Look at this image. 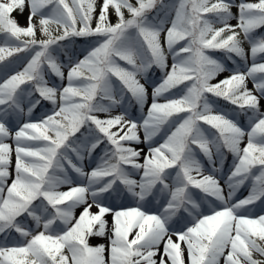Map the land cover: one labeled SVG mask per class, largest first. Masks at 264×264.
Wrapping results in <instances>:
<instances>
[{"label": "rangeland", "instance_id": "rangeland-1", "mask_svg": "<svg viewBox=\"0 0 264 264\" xmlns=\"http://www.w3.org/2000/svg\"><path fill=\"white\" fill-rule=\"evenodd\" d=\"M158 1L0 0V264H196L215 244L234 256L219 264H264V0H170L150 20ZM226 210L241 221L222 228ZM124 219L162 225L153 260Z\"/></svg>", "mask_w": 264, "mask_h": 264}, {"label": "bare ground", "instance_id": "bare-ground-1", "mask_svg": "<svg viewBox=\"0 0 264 264\" xmlns=\"http://www.w3.org/2000/svg\"><path fill=\"white\" fill-rule=\"evenodd\" d=\"M13 140H15V138H13ZM15 141L20 142V143L24 142L28 146H30L33 142H35V140L33 141L31 138L29 139L27 137H24L19 140L16 139ZM131 142L132 143L134 142V144L136 143V141H131ZM137 147L138 145L133 146V148H137ZM78 165L80 166L81 163L78 162ZM61 172L65 173L64 170H61ZM164 184L165 182L162 185L163 193H165L167 190V186H164ZM216 191L217 190H214L213 192H216ZM82 201L83 200H79L77 201L76 204L80 205ZM93 201H96V200L93 198ZM97 209L98 208H96L95 210ZM223 213L226 214V217L223 220V224L221 223L222 228L233 227V223L236 220V218L238 219V221H241L242 219V217L232 216L229 210H226ZM108 218H110V215H108L107 213H103L101 217V220L103 221L101 222L106 223L107 222L106 220ZM218 224L219 222H217V219H214L212 221V223L210 224L212 226L209 231L210 234L214 235L216 233L217 234L222 233V232L218 233L217 231ZM109 226L110 225H105L102 227L103 229L100 235L93 241L94 245L101 248L103 246V243H105L108 240L111 234V231H112ZM123 228L125 231L129 233L130 242H128V244L131 246V249L133 250L134 253L136 254L146 253L147 259L153 260L155 254L160 252V243H161L160 237L165 232V230L157 220L151 221V223L145 228V233L146 231H149L148 229H150V231L148 232L149 234L142 233L140 235L138 233L139 235L136 236L135 233L140 231V229L138 228V226H134V224H131L129 221L125 223V219L123 220ZM185 239L186 240H178L177 238L174 239V245L177 248V250H179L180 257L183 258V256H185L190 259L191 257L194 256L191 259L197 260L198 259L197 257L199 256V251L196 250L195 241L193 239L192 240H189L187 238ZM166 247H167V251H172L171 246L166 244ZM222 259L230 261V260H234V256L232 254H226L225 250L222 247H220L218 244H215L209 250H206L205 252H203L201 260L200 261L197 260L196 264H219Z\"/></svg>", "mask_w": 264, "mask_h": 264}, {"label": "trees", "instance_id": "trees-1", "mask_svg": "<svg viewBox=\"0 0 264 264\" xmlns=\"http://www.w3.org/2000/svg\"><path fill=\"white\" fill-rule=\"evenodd\" d=\"M167 5H168V0H159L157 2V4L152 9L149 10L148 16L153 17V16H156L157 14L162 13L163 11L166 10ZM255 29L256 30L264 29V24L262 23V24L256 26ZM212 51H214L215 53H218V54H224V55L226 54L223 51V49H221V48H218V49L212 50ZM235 51H232V54L236 55ZM228 58H229V56H227L226 60H228ZM229 60H231V59L229 58ZM214 99H215V101H219L220 103L225 104V105H227L229 107H233V105H231L229 102L222 100L221 97H214ZM241 114H242L243 117L246 116L247 115L246 110L242 109Z\"/></svg>", "mask_w": 264, "mask_h": 264}]
</instances>
